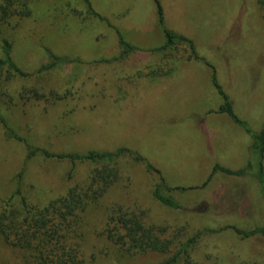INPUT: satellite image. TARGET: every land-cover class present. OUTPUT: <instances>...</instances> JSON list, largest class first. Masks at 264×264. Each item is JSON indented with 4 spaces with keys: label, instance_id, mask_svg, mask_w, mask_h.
<instances>
[{
    "label": "rangeland",
    "instance_id": "rangeland-1",
    "mask_svg": "<svg viewBox=\"0 0 264 264\" xmlns=\"http://www.w3.org/2000/svg\"><path fill=\"white\" fill-rule=\"evenodd\" d=\"M258 1L158 0L160 25L153 0H33L29 17L12 18L3 28L10 56L31 74L50 62L49 54L57 63L50 71L15 77L10 97L0 101L9 127L23 139H7L0 124V192L12 191L23 169V192L31 203H42L85 184L95 167L42 156L26 160L27 144L79 154L125 147L159 174L129 156L118 160L119 180L86 214L87 258L94 254L96 264L164 259L115 253L100 232L108 209L118 204L144 212L148 224L166 226V236L180 230L183 240L207 230L194 251L200 263L221 255L224 264H264V240H243L228 228L264 226L256 178L264 155L253 153L250 135L264 127V19ZM163 28L189 38L198 59L183 45L158 56ZM119 39L137 50L120 57ZM213 74L239 123L220 111L224 100ZM241 169L239 175L225 172ZM159 177L168 187L186 189L170 194L178 210L152 198ZM20 258L0 237V264H19Z\"/></svg>",
    "mask_w": 264,
    "mask_h": 264
},
{
    "label": "trees",
    "instance_id": "trees-1",
    "mask_svg": "<svg viewBox=\"0 0 264 264\" xmlns=\"http://www.w3.org/2000/svg\"><path fill=\"white\" fill-rule=\"evenodd\" d=\"M83 1L89 4L88 0ZM153 1L156 4L158 23L163 25L162 8L158 0ZM32 2L33 0H0V101L5 96L10 97L8 87L15 77L26 78L41 74L50 71L57 63V57L49 54L47 61L50 58V62L41 65L34 74H31L22 71L10 56L12 44L4 37L3 28L11 23L12 18L29 17ZM258 4L263 9L264 19V0H259ZM91 12L93 13L92 10ZM163 34L166 39L164 45L154 50L158 56L183 45L188 48L192 58L198 59L193 42L189 38L165 28H163ZM119 46L121 49L120 57H125L137 50L121 39H119ZM212 82L224 100L223 105L220 106V111H226L232 119L239 123L214 74ZM0 124L7 139L23 141V139L16 137L11 130L1 110ZM247 131L249 132L248 129ZM250 135L253 139L251 145L253 153L262 158L264 155V127L258 133ZM26 149V160L34 156H42L46 159L68 160L72 164L88 162L95 165V167L88 174L85 184L73 185L64 194L42 203H31L23 192V169L13 178V190L6 189V194L3 191L0 192V237L6 245L20 252L19 264H96L95 255L90 254L87 258V250L85 249L86 214L89 206L97 204L110 186L119 180L118 160L125 155L129 156L135 163L144 164L147 172L159 174L141 156L125 147L114 151H88L82 154L71 152L50 153L45 149L32 147L29 144H27ZM216 169L215 167L202 186L209 182ZM225 172L239 175L244 170L241 169L235 172L225 170ZM256 178H258L261 185L264 203V167L262 163L258 167ZM177 189L186 190L181 187H168L159 177V182L153 187L151 196L159 204L178 210V204L170 195L172 191ZM228 228L232 229L243 240L252 239L253 237H261L264 240V226L250 230L235 226H229ZM205 231L207 230L199 231L183 240L181 239L183 234L180 230L175 231L171 236H166V226L148 224L145 221L144 212L130 210L116 204L108 209L100 235L115 247L116 254L120 255L121 253L119 257L156 253L164 258L156 264H224L223 262L227 258L223 259L221 255L219 257L215 256L213 263H200L197 261L194 251L197 248L201 234ZM103 254L107 257L113 256L112 253L105 251ZM113 262L115 263V261ZM239 264L255 263L245 259Z\"/></svg>",
    "mask_w": 264,
    "mask_h": 264
}]
</instances>
